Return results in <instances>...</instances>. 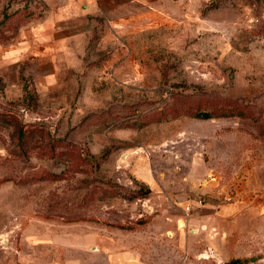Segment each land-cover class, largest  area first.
<instances>
[{"label":"rangeland","instance_id":"374dc122","mask_svg":"<svg viewBox=\"0 0 264 264\" xmlns=\"http://www.w3.org/2000/svg\"><path fill=\"white\" fill-rule=\"evenodd\" d=\"M182 3L68 43L0 0V264H264V0Z\"/></svg>","mask_w":264,"mask_h":264},{"label":"crops","instance_id":"0c3cea01","mask_svg":"<svg viewBox=\"0 0 264 264\" xmlns=\"http://www.w3.org/2000/svg\"><path fill=\"white\" fill-rule=\"evenodd\" d=\"M43 1L48 11L45 23L54 26V38L58 42L75 43L82 38L89 39L93 33H99L100 38L108 41H117L121 34L141 38L146 31L166 30L172 25L178 27L184 16V10L180 8L183 0ZM115 253L104 249V254L113 258ZM120 257L119 260L114 258L115 262L133 264L127 262L130 259L126 255L121 254Z\"/></svg>","mask_w":264,"mask_h":264},{"label":"trees","instance_id":"16d2710c","mask_svg":"<svg viewBox=\"0 0 264 264\" xmlns=\"http://www.w3.org/2000/svg\"><path fill=\"white\" fill-rule=\"evenodd\" d=\"M202 116H203V117H208V114L205 113V114H202ZM96 222H97V221H96ZM111 225H112V224H111ZM114 226H116V225H114ZM117 227L121 228L122 226H117Z\"/></svg>","mask_w":264,"mask_h":264},{"label":"built area","instance_id":"2783aa9c","mask_svg":"<svg viewBox=\"0 0 264 264\" xmlns=\"http://www.w3.org/2000/svg\"><path fill=\"white\" fill-rule=\"evenodd\" d=\"M197 202H200V200L197 199Z\"/></svg>","mask_w":264,"mask_h":264},{"label":"bare ground","instance_id":"6f19581e","mask_svg":"<svg viewBox=\"0 0 264 264\" xmlns=\"http://www.w3.org/2000/svg\"><path fill=\"white\" fill-rule=\"evenodd\" d=\"M180 224H182V222H180Z\"/></svg>","mask_w":264,"mask_h":264}]
</instances>
